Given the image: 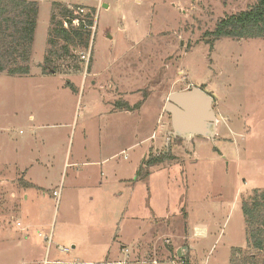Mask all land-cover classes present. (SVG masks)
Segmentation results:
<instances>
[{
	"label": "rangeland",
	"instance_id": "obj_1",
	"mask_svg": "<svg viewBox=\"0 0 264 264\" xmlns=\"http://www.w3.org/2000/svg\"><path fill=\"white\" fill-rule=\"evenodd\" d=\"M38 1L29 74L0 72V264L257 252L242 204L264 189V37L211 34L256 0ZM55 3L95 22L89 48L45 68L51 15L65 20ZM193 85L214 97L215 140H169L168 96Z\"/></svg>",
	"mask_w": 264,
	"mask_h": 264
},
{
	"label": "trees",
	"instance_id": "obj_2",
	"mask_svg": "<svg viewBox=\"0 0 264 264\" xmlns=\"http://www.w3.org/2000/svg\"><path fill=\"white\" fill-rule=\"evenodd\" d=\"M55 5L60 7L59 12L65 20H57L56 14L51 15L49 42L53 47L47 51L45 68L53 66L56 59L72 55L74 48H89L95 22L93 13L83 16L80 6ZM39 9L38 0H0V72L29 74ZM91 11L94 12L93 9ZM211 34L215 40L223 37H264V0H256L241 12L223 17ZM166 157L168 155L151 158L147 165L151 167ZM242 211L246 217L249 243L257 252L244 262L232 264H264V257L260 262L257 260V256H264V189H254L253 194L243 202ZM184 264H188V261L184 260Z\"/></svg>",
	"mask_w": 264,
	"mask_h": 264
},
{
	"label": "water",
	"instance_id": "obj_3",
	"mask_svg": "<svg viewBox=\"0 0 264 264\" xmlns=\"http://www.w3.org/2000/svg\"><path fill=\"white\" fill-rule=\"evenodd\" d=\"M213 103L212 94L194 85L187 90L170 93L165 103V111L170 113L173 127L169 140H188L194 136L214 138L217 118ZM177 255L183 257L181 249Z\"/></svg>",
	"mask_w": 264,
	"mask_h": 264
},
{
	"label": "crops",
	"instance_id": "obj_4",
	"mask_svg": "<svg viewBox=\"0 0 264 264\" xmlns=\"http://www.w3.org/2000/svg\"><path fill=\"white\" fill-rule=\"evenodd\" d=\"M33 136H34V134H32V137H33ZM115 176H116V175H115ZM118 180H119V183H120V184H125V183H126V182H125L126 179H124V178H119ZM196 228L199 229L198 227H196ZM200 230H201V229H200ZM198 231H199V230H198ZM202 231H205V230L202 229ZM203 236H204V235H203ZM123 255H124V253H122V251L120 250V251H119V255H118L117 257H119V258H120V257L124 258ZM119 261H120V260H119Z\"/></svg>",
	"mask_w": 264,
	"mask_h": 264
},
{
	"label": "built area",
	"instance_id": "obj_5",
	"mask_svg": "<svg viewBox=\"0 0 264 264\" xmlns=\"http://www.w3.org/2000/svg\"><path fill=\"white\" fill-rule=\"evenodd\" d=\"M81 11H84V10L81 9ZM54 196L59 198V196H60V191H55V192H54Z\"/></svg>",
	"mask_w": 264,
	"mask_h": 264
},
{
	"label": "flooded vegetation",
	"instance_id": "obj_6",
	"mask_svg": "<svg viewBox=\"0 0 264 264\" xmlns=\"http://www.w3.org/2000/svg\"><path fill=\"white\" fill-rule=\"evenodd\" d=\"M216 134H217V128H216ZM215 137H216V135H215ZM215 137H214V138H209V137H208V138L214 141V140H215ZM184 140H185V142L188 143L190 139H188V140L184 139Z\"/></svg>",
	"mask_w": 264,
	"mask_h": 264
},
{
	"label": "bare ground",
	"instance_id": "obj_7",
	"mask_svg": "<svg viewBox=\"0 0 264 264\" xmlns=\"http://www.w3.org/2000/svg\"><path fill=\"white\" fill-rule=\"evenodd\" d=\"M200 231V230H199Z\"/></svg>",
	"mask_w": 264,
	"mask_h": 264
}]
</instances>
